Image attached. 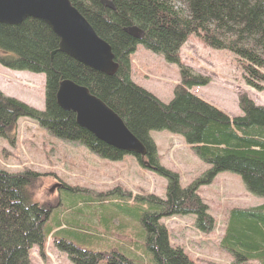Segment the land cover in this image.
Masks as SVG:
<instances>
[{"label":"trees","instance_id":"1","mask_svg":"<svg viewBox=\"0 0 264 264\" xmlns=\"http://www.w3.org/2000/svg\"><path fill=\"white\" fill-rule=\"evenodd\" d=\"M69 1L111 47L117 73L108 76L61 52L59 38L41 20L27 18L14 26L0 23V65L45 74L44 111L0 94V137L13 143L18 121L26 118L57 139L82 145L104 160L121 161L127 153L99 141L77 124L73 112L59 107V86L70 80L88 88L118 114L143 144L146 156L135 158L140 167L168 180L166 197L137 196L142 205L138 239L144 254L132 258L130 249L125 253L96 251L84 248L79 241L72 242L74 232L90 237L92 228L78 226L76 219L70 222L57 216L58 220H66L65 228L52 217L51 210L36 204L32 189L35 173L11 174L0 169V264H36L31 250L36 247L44 256L46 245L65 253L72 264H100L103 260L104 264H200L181 246H172L162 219L193 215L200 232L212 231L215 221L198 190L221 173L241 176L249 193L264 198V106L241 92L238 104L242 115L231 117L193 94V87L206 86L208 81L183 67L179 53L195 35L207 47L234 54L245 84L263 91L264 0H109L112 6L101 0ZM133 26L142 30L140 39L129 35L128 28ZM141 45L181 67L180 83L167 104L131 80V57ZM153 131H166L183 139L209 169L183 188L178 175L160 164L150 136ZM80 195L77 198L81 208L90 204L85 195ZM92 211L88 208L80 215L86 217ZM107 221L101 219L99 223L102 226ZM220 246L234 254L238 263L254 258L264 264V204L252 209H230Z\"/></svg>","mask_w":264,"mask_h":264},{"label":"rangeland","instance_id":"2","mask_svg":"<svg viewBox=\"0 0 264 264\" xmlns=\"http://www.w3.org/2000/svg\"><path fill=\"white\" fill-rule=\"evenodd\" d=\"M179 56L183 67L208 81L206 86L193 87L190 91L229 116L242 115L238 104L241 92L264 106V90L257 91L245 84L242 67L231 52L207 47L191 35ZM163 58L139 46L131 57V80L167 104L173 98L175 86L180 83L181 67ZM26 72L0 65V94L44 111L45 74ZM15 132L13 143L0 137V169L11 174L35 173L32 189L36 204L51 210L55 219L57 216L70 222L76 219L78 226L92 228L90 237L83 238L74 232V237H70L72 242L79 241L84 248L96 251L125 253V249H130L132 258L144 254L142 242L138 239L142 205L137 196L152 195L165 199L167 179L140 167L136 155L128 153L121 161L104 160L82 145L49 135L26 118L18 121ZM150 136L156 145L160 164L178 175L183 188L209 169L180 137L166 131H153ZM55 185L60 186L51 189ZM80 194L85 195L90 203L83 208L78 203ZM198 195L208 207L215 228L208 233L200 232L193 215L164 218L162 223L169 231L172 246H181L190 258L200 264H241L234 254L230 255L220 246L227 213L233 208L259 207L264 204V198L249 193L242 177L232 173L217 175L209 185L199 188ZM88 208L94 210L91 215H80ZM101 219L108 221L101 226ZM58 221L63 227L67 224L66 220ZM86 239H89L88 243ZM130 244L135 247H129ZM45 253L42 256L35 247L30 256L36 264H72L65 253H59L51 245H46ZM103 262L105 260L100 264ZM245 264L260 263L253 258Z\"/></svg>","mask_w":264,"mask_h":264},{"label":"water","instance_id":"3","mask_svg":"<svg viewBox=\"0 0 264 264\" xmlns=\"http://www.w3.org/2000/svg\"><path fill=\"white\" fill-rule=\"evenodd\" d=\"M101 1L112 6L109 0ZM27 18L45 22L59 38V49L64 54L108 76L117 73L111 47L98 37L69 0H0V23L14 26ZM128 33L140 39L142 30L133 26ZM57 102L63 110L73 112L77 124L99 141L125 153L146 156L143 144L123 120L88 88L65 80L59 86Z\"/></svg>","mask_w":264,"mask_h":264}]
</instances>
